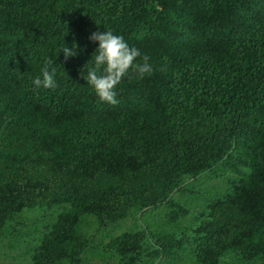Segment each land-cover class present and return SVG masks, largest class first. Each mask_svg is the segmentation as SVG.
<instances>
[{
  "label": "trees",
  "instance_id": "obj_1",
  "mask_svg": "<svg viewBox=\"0 0 264 264\" xmlns=\"http://www.w3.org/2000/svg\"><path fill=\"white\" fill-rule=\"evenodd\" d=\"M103 30L152 68L122 78L114 106L81 79ZM62 38L75 57L56 56ZM45 62L56 87L35 89ZM217 170L237 178L197 195L199 214L174 201ZM53 208L30 264H264V0H0V234ZM128 217L135 228L105 243L85 233Z\"/></svg>",
  "mask_w": 264,
  "mask_h": 264
},
{
  "label": "rangeland",
  "instance_id": "obj_2",
  "mask_svg": "<svg viewBox=\"0 0 264 264\" xmlns=\"http://www.w3.org/2000/svg\"><path fill=\"white\" fill-rule=\"evenodd\" d=\"M236 178L237 176L229 170H217L216 173L203 175L196 181H186L191 194L182 195L175 192L172 198L179 204L188 205L193 215H196L201 212V206H204L205 203L202 198L195 199L197 195L209 197L223 193L228 189V181ZM189 199L195 202L191 203ZM58 211V208L48 211L26 210L16 217L9 224L10 228L13 227L16 231L14 235L4 236L0 234V264H30L31 253L36 243L34 241L43 234L45 228L53 223ZM166 212L167 210L164 207H159L156 210L147 209L143 221L147 225H150V227H153L155 222L161 223L166 220ZM193 215L179 221L180 230L177 231L178 235H181L182 231H186V227L194 225L195 220ZM135 223L134 217H128L126 221L112 225L107 229H98L92 220H88V227L85 233L91 239L92 245L95 246L107 242L110 236L134 229ZM8 232L11 233V231ZM186 232L191 236L189 231ZM82 264L119 263L115 257L102 260L100 258H93L89 253H86L82 257Z\"/></svg>",
  "mask_w": 264,
  "mask_h": 264
},
{
  "label": "clouds",
  "instance_id": "obj_3",
  "mask_svg": "<svg viewBox=\"0 0 264 264\" xmlns=\"http://www.w3.org/2000/svg\"><path fill=\"white\" fill-rule=\"evenodd\" d=\"M95 48L86 63L90 61L86 75L81 79L91 88L98 100L104 104L114 106L118 103L116 86L122 78L134 71L138 78L150 75L152 72L148 56H141L139 49L130 47L124 38L113 34L111 30L94 31L88 37ZM77 46L73 42L70 46L62 43L56 49L57 54L63 58L75 57ZM140 57V61L137 58ZM85 63V64H86ZM56 70L45 62L39 74L32 80L35 89H54Z\"/></svg>",
  "mask_w": 264,
  "mask_h": 264
}]
</instances>
